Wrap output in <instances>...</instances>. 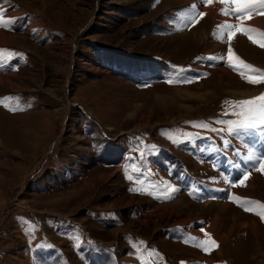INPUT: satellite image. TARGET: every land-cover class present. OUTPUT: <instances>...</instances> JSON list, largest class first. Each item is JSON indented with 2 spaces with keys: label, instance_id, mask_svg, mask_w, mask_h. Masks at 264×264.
<instances>
[{
  "label": "rangeland",
  "instance_id": "obj_1",
  "mask_svg": "<svg viewBox=\"0 0 264 264\" xmlns=\"http://www.w3.org/2000/svg\"><path fill=\"white\" fill-rule=\"evenodd\" d=\"M194 3L206 15L185 27ZM212 8L0 0V264H264V172L247 161L264 128L236 127L235 106L264 93L240 64L264 70V48L240 28L213 36L264 32V15Z\"/></svg>",
  "mask_w": 264,
  "mask_h": 264
},
{
  "label": "snow or ice",
  "instance_id": "obj_2",
  "mask_svg": "<svg viewBox=\"0 0 264 264\" xmlns=\"http://www.w3.org/2000/svg\"><path fill=\"white\" fill-rule=\"evenodd\" d=\"M159 2V0H157ZM213 0H202V4L207 6L212 4ZM221 4H231L235 7L233 9H221V14L228 17H235L237 21H244L246 19L251 18L252 14H262L264 15V0H219ZM206 14L203 12H197V5L194 3L191 5L190 11L184 14L180 18V23L183 26H187L192 24L196 17H203ZM9 21H5L3 15L0 14V26L6 27ZM217 28L220 30L219 33L214 32V38H218L220 40L224 39V33H228V38H232V29L240 28L245 34L248 39L253 44H258L261 48H264V32H260V30L250 27H242L239 23H224L222 25H217ZM181 30V29H177ZM253 34H256L259 39L254 38ZM7 50H0V60L3 58V53ZM228 53L232 54L233 49L231 46L228 47ZM221 60L224 59L223 57L220 58ZM239 60V57H237ZM240 64L243 66L244 69H247L250 75L247 77L248 82L252 84L264 83V70L256 69L252 65L245 63L243 60H240ZM0 67H5V65L0 62ZM229 67H234L231 63H229ZM253 74L258 75L259 78H253ZM242 77L244 73L241 72ZM169 83L173 82H191V81H168ZM12 99V98H7ZM235 106L240 109L237 115L244 117L243 121L236 125V127L244 128V129H257V128H264V93H262L258 97H254L249 100L235 102ZM13 111L23 110V107L17 106L16 108L11 109ZM200 127H206L204 124H200ZM247 161L249 163V170L256 169L258 171L264 172V154L257 155L253 151H249ZM249 170H245L242 174V178L239 180L240 186H246L245 181L249 178ZM231 186H236L235 182H232ZM165 189L168 191L169 195L167 198H171L170 193L176 191L177 189L172 188L170 185H164ZM132 190V189H130ZM215 199V197H212ZM236 200H241V198L237 197ZM259 204V202L255 201H247L245 200L242 207H244L245 211L249 210L250 205ZM261 211L257 214L264 219V205H259ZM215 241H212V244H215ZM207 244V241H201V247H204ZM207 250V248H205Z\"/></svg>",
  "mask_w": 264,
  "mask_h": 264
},
{
  "label": "bare ground",
  "instance_id": "obj_3",
  "mask_svg": "<svg viewBox=\"0 0 264 264\" xmlns=\"http://www.w3.org/2000/svg\"><path fill=\"white\" fill-rule=\"evenodd\" d=\"M222 6H223V4H221V3H219V0H217L216 2H213L212 3V9H209V10H206L207 11V13L209 12H214L213 14H212V16H213V21L212 22H214V21H218V18H219V20H220V15H221V9H222ZM229 20H233L232 18H230ZM264 21V18H258V17H255L254 18V20L251 22V24L252 25H256L258 28H260V29H264V24H263V21ZM248 21V20H247ZM262 21V22H261ZM217 23V22H216ZM199 30V29H198ZM204 41V40H203ZM243 43H242V46H239L240 45V42H239V45L238 46H236V48L237 49H241L242 51H244L245 53L247 52L249 55L252 53V50L253 49H251V48H249V47H247L246 46V44H244V41H242ZM3 44H5L4 42H3ZM0 78H2V77H0ZM220 182V181H219ZM215 184H216V182H215ZM218 184V183H217ZM219 184H221V185H224V183L222 182V183H219ZM193 184H192V181H190L189 182V186L191 187ZM181 203V205L183 206V202H181V200L180 201H176V204H180ZM169 205V204H168ZM168 205H166V206H168ZM158 208V207H157ZM164 208V207H163ZM220 210H223L224 211V208L221 206L220 208H219ZM226 209V208H225ZM253 223V222H252ZM249 225H250V223H249ZM215 226V225H214ZM240 226H247V224H240ZM251 226V228L253 229V232L255 233L256 232V223H253V224H251L250 225ZM246 228V227H245Z\"/></svg>",
  "mask_w": 264,
  "mask_h": 264
},
{
  "label": "trees",
  "instance_id": "obj_4",
  "mask_svg": "<svg viewBox=\"0 0 264 264\" xmlns=\"http://www.w3.org/2000/svg\"><path fill=\"white\" fill-rule=\"evenodd\" d=\"M133 58H134V57H133ZM130 63H132V61H131ZM133 63H134V64H137V63H136V60H133Z\"/></svg>",
  "mask_w": 264,
  "mask_h": 264
}]
</instances>
